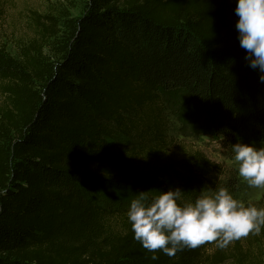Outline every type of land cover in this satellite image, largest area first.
<instances>
[{"label":"trees","instance_id":"16d2710c","mask_svg":"<svg viewBox=\"0 0 264 264\" xmlns=\"http://www.w3.org/2000/svg\"><path fill=\"white\" fill-rule=\"evenodd\" d=\"M236 3L88 0L55 62L28 49L16 60L0 45V264H264V228L224 249L208 243L151 260L128 208L93 199L100 189L180 188L177 169L190 161L223 175L198 151H171L163 94L174 89L214 137L264 147V83L240 47ZM117 137L129 143L111 144ZM189 175L185 201L243 191L232 177ZM245 205L264 208V194Z\"/></svg>","mask_w":264,"mask_h":264},{"label":"clouds","instance_id":"9594fccd","mask_svg":"<svg viewBox=\"0 0 264 264\" xmlns=\"http://www.w3.org/2000/svg\"><path fill=\"white\" fill-rule=\"evenodd\" d=\"M235 15L240 47L247 53L249 66L258 69L264 83V0H237ZM238 174L251 188H264V147L254 143L231 145ZM180 188L150 196L139 192L131 200L127 218L144 249L173 257L185 248L195 249L208 243L227 248L232 242L260 235L264 228V208L245 205L227 188L202 190L194 200L185 201Z\"/></svg>","mask_w":264,"mask_h":264},{"label":"rangeland","instance_id":"374dc122","mask_svg":"<svg viewBox=\"0 0 264 264\" xmlns=\"http://www.w3.org/2000/svg\"><path fill=\"white\" fill-rule=\"evenodd\" d=\"M87 2L88 0H0L1 47L10 58L16 60L20 59L22 50L28 49L32 54L41 51L45 63L55 62L58 59L55 49L59 40L64 37L67 22L80 18L86 10ZM163 97L169 126L167 135L175 145L171 148L173 154H177L176 147L180 146L186 148L188 154L198 151L223 174L204 169L189 160L187 163L190 168L181 165L177 169L180 189H194L195 180L190 177L189 172L207 175L220 183L232 177L244 184L239 200L244 203L259 200L264 194V188H251L243 181L238 174V164L233 159L231 144L214 137L206 121L193 111L189 95L184 90L174 89L163 94ZM7 103L8 99L0 87V106L4 109ZM127 143L129 141L123 137H117L111 142L120 145ZM175 187L178 188L176 185ZM202 188H205L204 185ZM142 191H148L150 196L160 193L155 183H151L143 188L124 191L100 189L94 192L93 199L105 207L123 209L129 208L131 200Z\"/></svg>","mask_w":264,"mask_h":264}]
</instances>
